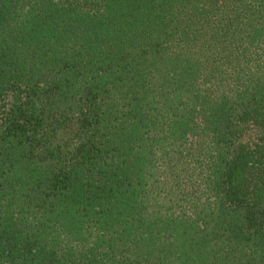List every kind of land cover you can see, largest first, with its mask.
I'll use <instances>...</instances> for the list:
<instances>
[{"label":"trees","instance_id":"16d2710c","mask_svg":"<svg viewBox=\"0 0 264 264\" xmlns=\"http://www.w3.org/2000/svg\"><path fill=\"white\" fill-rule=\"evenodd\" d=\"M0 264H264V0H0Z\"/></svg>","mask_w":264,"mask_h":264}]
</instances>
